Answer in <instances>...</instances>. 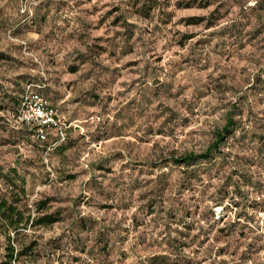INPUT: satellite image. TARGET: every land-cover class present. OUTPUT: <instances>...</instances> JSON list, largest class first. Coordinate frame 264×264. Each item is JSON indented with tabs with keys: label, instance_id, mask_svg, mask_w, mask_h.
<instances>
[{
	"label": "rangeland",
	"instance_id": "1",
	"mask_svg": "<svg viewBox=\"0 0 264 264\" xmlns=\"http://www.w3.org/2000/svg\"><path fill=\"white\" fill-rule=\"evenodd\" d=\"M188 1L0 0V193L58 218L12 264H264V0ZM28 84L63 143L16 120Z\"/></svg>",
	"mask_w": 264,
	"mask_h": 264
},
{
	"label": "trees",
	"instance_id": "2",
	"mask_svg": "<svg viewBox=\"0 0 264 264\" xmlns=\"http://www.w3.org/2000/svg\"><path fill=\"white\" fill-rule=\"evenodd\" d=\"M194 2L195 0L188 1L186 3V7H189V5ZM21 15L25 16L23 14ZM21 95L18 97L16 105L13 108L14 114L17 111ZM24 132L27 133V136L31 138V131H29L28 128H25ZM233 132L234 118L231 114L228 113L225 124L216 133L213 143L209 147H207L205 151L199 154L188 153L178 158H172V164L174 166L188 168L201 162H209L213 157H215L217 153H220L221 147L226 142V140L231 137ZM35 141L40 143H50L51 145H57L64 142L62 141L58 143L57 137L55 136L54 132L49 133L47 135V138L43 141ZM9 187L11 188V190L7 195H3L0 193V236H2L6 241V246L4 248L5 253L2 260H0V264H12L13 262H17L18 257L24 255L23 249L18 252H15V250L13 249L11 245V235L17 236L21 230H25L28 226L44 227L58 221V218L55 215L41 214V211L48 203L47 200L39 201L34 205L35 215L32 217L30 211L26 208V205L21 204L22 202L19 192L17 190H14L12 186Z\"/></svg>",
	"mask_w": 264,
	"mask_h": 264
},
{
	"label": "built area",
	"instance_id": "3",
	"mask_svg": "<svg viewBox=\"0 0 264 264\" xmlns=\"http://www.w3.org/2000/svg\"><path fill=\"white\" fill-rule=\"evenodd\" d=\"M19 11L27 18L32 16L37 0H18ZM38 86L28 84L19 101L15 118L23 126L31 131V138L43 141L47 135L54 132L57 142L65 140V126L57 114V110L51 107L46 98L37 90Z\"/></svg>",
	"mask_w": 264,
	"mask_h": 264
}]
</instances>
